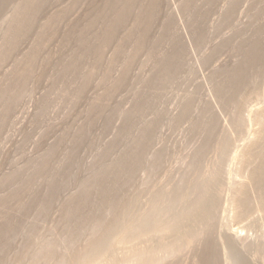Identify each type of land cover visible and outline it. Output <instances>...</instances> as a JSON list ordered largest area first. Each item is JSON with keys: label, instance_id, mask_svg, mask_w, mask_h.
<instances>
[{"label": "bare ground", "instance_id": "obj_1", "mask_svg": "<svg viewBox=\"0 0 264 264\" xmlns=\"http://www.w3.org/2000/svg\"><path fill=\"white\" fill-rule=\"evenodd\" d=\"M10 1L12 0H0V12ZM183 1L185 2L184 4L185 9L186 10L189 9L192 11L196 0H183ZM256 1L257 4H259V6L261 4L264 5V0H256ZM48 2L49 0H22L19 1V3L14 7V11L12 13L13 15H11V18H9V20H7L8 24L7 26H5L6 31H3L5 33V38H4L5 41L2 40V42H4L3 43L4 46L2 49H0V62L2 61L4 62V60H7L9 54L13 53V51H15V49L17 48V44L19 40L22 37L26 36L32 30V25L34 24L36 17L42 11V9L48 4ZM200 2L202 4L200 11L198 10L194 13H199L201 25H188V26L186 25L187 27L185 28L186 30L184 32V36L182 37L179 36L177 32H176L177 34L175 33V31L173 30L174 29L173 25H171L168 22L167 25L163 26L165 27L163 35L162 36L159 35L160 37H158V39L155 42H153L154 50L152 51V54L153 52L156 51L155 52L156 57L154 56L153 59L154 65H152L153 66L152 69H154V71H152L153 74L151 72L152 75H150L151 77L149 78V80L145 81L146 87L150 89V94L146 95L144 93L142 94L141 92L140 93L142 95L136 94V97L138 98H136L137 103H136L135 120L138 119V121H140L145 114L148 115L145 112L149 110H150V114L151 112H155L154 113L155 117H153L154 119L152 118V120L144 121L141 123L136 122L137 124H139L138 126H140L139 136L133 139L132 145L130 142H128V147L129 145H131L128 149L126 145L127 141L125 142L124 145L126 146L125 150L119 155L120 157L114 162L110 164H104L103 161L109 156L110 149H106V151H102L100 155H98L99 156L98 161L103 162V164L100 165L98 169H96L95 171L93 170L94 173L90 178L83 179L79 182V188H78L79 191H77L78 194L76 195L73 194L75 196L74 197L71 196V198L68 197L69 200L67 201L65 200L64 203L61 202L60 205L64 204V206L62 205L61 207L64 208L63 210H65L64 212L62 210V212L65 213L63 216L64 222L62 221V226L65 225L66 226L65 231L66 230L68 231L67 236L63 235L66 238L65 237L63 238V236L61 235L62 237L57 236V239L55 237L56 240L55 239L51 241L42 240L41 242H38L36 246L34 245L36 249L34 248V246L32 247L30 245L31 243H29L32 241L31 240L32 236L30 238L27 236L28 237V238L26 237L27 239L21 238L22 241L23 240L25 241V239L26 240L29 239L28 240L29 244L28 243H27L28 245L26 244L27 246L26 249L25 242H24V246H25L24 248L22 242L21 244L22 246L20 247V250L18 248L19 250L18 252L20 251L21 252L18 255L16 254L17 257L15 264H24L27 259H29V261L27 260L26 262H29V264H98L97 262L101 257L108 255L109 253H112L110 251L114 244H117V246L119 245V247L126 250V252L124 255L121 252L123 256L121 255L122 258H120L121 260L119 259L120 260L118 261L119 263L114 261L112 263L110 262L111 264H181L184 258L187 259V256L190 255V254L188 255L186 254L188 251L189 252L193 251L191 254L195 253L196 255V260L193 262V264L222 263V257H221L222 252L220 250V244L219 241L216 239V236H214L213 231L216 230V229L214 230V227L217 221V211L220 203L222 184H224V181H226L225 179L227 178L226 171L224 169L225 168L224 164H227L225 162L228 159L229 154L231 152L233 154V151L232 150L230 151V148L231 145L234 143L233 142L234 139H240L241 137L236 138V136L243 133V131L247 129L245 127L246 125L245 121L248 118L246 119L244 115V111H245L244 108L247 102H249L248 100L249 99L251 100L250 97L254 95H257L258 99H260L259 97L261 96L259 95H261L263 93L262 91L264 90L263 89L264 87L261 88L262 85H264V37H263L264 25L258 24L259 26H254L253 28H251V32H250L251 36L249 38L246 37L247 39H245L243 35L242 38L240 39L241 42L238 43V45H236V47L234 48V51L237 52L239 56H242V61L240 63L238 64L234 63L236 64V66H226V65L222 66L220 63L219 66L221 67L215 69L214 67H217L218 65L214 66L213 64L216 62L213 61H216L218 56L223 51H225L228 48L230 49V47L233 46L232 44L234 41L232 35L229 32L231 36L229 35L228 38H225L223 40L221 39L222 41L220 42H219L220 39L214 42L215 41L214 32L216 34L219 31L221 32V29H223L224 27H227L229 28V30L231 29V31H233L235 35L237 33L241 34L240 30H238L240 26L237 28L236 25L233 24V21L238 13L240 6H242L243 2H246V0H200ZM104 3L106 4L105 6L107 8V11L105 14L101 15L98 20H102L104 22L103 26L105 28L103 34L97 36L99 41L101 40L103 43H108L110 41H113L117 36V30L123 26L124 22L127 20V18H129V15L134 10L138 9L140 11V16H139L140 19L142 20L144 19L143 21L144 25H139V26L136 25L135 27H133L132 30H130L128 33L125 34V39H123V41L126 44L127 42L137 37L139 40L135 44L136 51H138L141 48H144L146 45L149 44L148 43L150 40L148 37L149 30L153 26V23L155 21L153 17L156 11L160 8L162 0H104ZM221 3L223 5L222 6L220 5L219 7L218 5ZM245 4L251 5V3H247V2ZM245 4L244 6L246 7L247 5ZM262 5L260 7L259 6L257 7H259L261 10L263 9L264 11V7ZM259 8L256 10L257 12L255 11L257 14L260 13ZM217 9L219 14L217 18L218 20L214 26L209 25L210 15L211 13H214ZM250 9H252V7ZM261 15L263 21L264 14ZM254 16L255 15H253V17ZM212 17H216V16H212ZM258 17L260 16H257L258 23L259 22L261 23ZM98 20H94V22L96 23ZM94 22H91V24L94 25ZM137 22H138V18H137ZM179 28H184V26L175 29H179ZM43 35L45 36V34H42V37ZM78 36L79 39L81 40V43L83 44L82 45L83 50L81 49L82 54L78 53L76 56L78 59H80L79 57L83 58L86 54L92 51L90 45H93V43L84 34H78ZM212 36L213 39L211 40ZM165 41H169V44H167V46L169 45L170 48L167 47L169 50L168 52L165 53V51L163 50L161 51L163 53H161L157 48H160L159 46L163 44V42L166 44ZM210 44H212L211 47ZM209 47L210 49L208 50ZM202 48L204 49V51L202 50ZM122 50H123L122 47H118L117 52H115V54L120 55L123 52ZM201 50L204 52V54L202 53V55H200L201 53H199L198 55L203 56L202 58L200 57L199 59L197 53L199 51L202 52ZM96 53L98 55L97 60L98 62H100L102 59V57L100 56L101 50L100 49L96 50ZM79 54L81 55L78 57ZM36 55L37 53H33L28 58H31L32 56H36ZM196 58L198 59L196 60ZM75 60L73 61L75 62ZM190 60H195L196 64L195 63L194 64L201 68L203 67L208 68L206 66L209 65L210 63H213L212 65L214 67L212 65H209V67L211 68L212 66L214 70H211L213 68L211 69L208 68L209 71L210 70L213 71L211 73L212 75L208 77L210 80L209 82L210 83L212 82L213 84V87L212 85L210 87L211 88L210 101L207 102L205 106L203 104L204 109L202 108L203 110H201L202 111L201 114L199 116H196V114H193L196 103L195 94L190 90L184 91L182 89L183 90L182 91L181 89H179V92L180 91L186 92L185 93L186 95L184 94L185 96L182 93H178V94H182V97L184 96L182 100L179 97H177L179 98V101L181 100L180 102L181 111L176 117L175 116L168 117L167 116L168 114L166 113L167 111H165V115L162 112L163 110H165V108L162 111H160L157 109V106H155V104L157 102H159V104L162 103V100L159 101V99H161L163 91H168L169 89L171 90L170 87L172 86V84L173 86L175 84L174 87H176L177 89L178 87L182 88L181 85H183L188 78L190 79L193 78L192 75L196 74L197 66L196 68L190 67L189 66ZM132 61L133 60L131 59L128 62L131 63ZM228 61H231V59H229ZM70 63L71 64H68V67L65 64L66 68L64 69V71L67 72L68 70H72L73 72L74 70V72H76L78 68L76 65L78 64L79 66V63L78 62H75L74 64H72V62ZM228 63L231 64V62H227V64ZM79 69L80 67L78 68V70ZM19 70L20 69H17L18 72L16 71L17 75L20 74ZM188 73L192 74L191 75L192 78L188 76ZM206 73H208V71ZM184 74H187L188 76L186 80L184 78L186 77V75ZM201 74L204 73L202 72ZM92 76L88 75L86 77V81L89 82L92 79L91 78ZM182 76H184L183 77L185 80L184 83ZM125 79L126 78L123 77L121 79L120 84H122ZM181 79L183 80L181 81L183 84L180 82ZM198 79L200 78L197 77L196 80L197 84H199L198 83L199 81H202V78L200 80ZM178 82H180L179 85L177 84ZM176 84L178 86H176ZM189 84L190 83H187V86ZM208 84L209 83H207L206 86H208ZM199 86L201 87V83L199 84ZM199 86L197 87L199 88ZM203 86L202 88L204 89L205 87ZM166 87L167 90H165ZM174 87H172L173 89L171 90L173 91V93H175V91L177 90L176 88L174 90ZM183 87L185 89V86ZM260 88L262 89L261 91L262 93L259 92ZM11 89L10 90L8 89L7 91L6 89H4L3 91L5 92L4 93L2 92L0 94V99L2 100V102L4 101L3 102L4 109H6V112H10L13 105L16 104L15 102L20 97L19 93H15L17 92L15 88L13 90ZM187 89H189V87ZM199 90H201V88H199ZM200 92L202 93L203 91L201 90ZM257 96H254L255 100L257 99L256 98ZM206 97L205 99L207 100ZM172 98H176V97H172ZM201 98H198L199 105ZM169 101L166 103L167 104L170 103ZM163 102L165 101L163 100ZM256 102H258V100ZM261 102L263 103V105ZM261 102L260 103L262 107L258 109L256 108L257 110H255L254 113V120L256 121L258 129L253 131L255 132V134L253 135V137L249 138L247 144H244V149L239 159L237 158L238 159L237 162L239 163L237 174L239 176L242 175L241 178L243 179L240 185H238L239 183L237 182L238 186L234 190V194H235L234 201L237 208V212L235 210L234 212L237 213L238 217H242V218L246 217L245 214L250 212L254 208V206H259L260 209L264 210V98L263 101ZM171 104L174 105L172 100H171ZM163 105L168 106L165 103ZM163 105L162 107H164ZM247 105L249 106V104ZM172 109L170 108L169 111H171ZM227 109L229 110L232 109V114L229 113L231 114V116L229 115L231 118L230 129L224 132H219V114L225 110L227 111ZM163 119L171 121L172 123L184 122V121L185 123L189 122L190 130L193 134H195V137L196 135L197 136L201 135L200 136L201 139L203 136L202 143H201L202 139L201 140L199 139L200 142H197L198 140L196 141L197 143H199L198 144L199 148L197 152L194 154V156L193 157L191 156L192 160L188 162V165L185 163L188 167L185 165L187 168H185V166L184 167L182 166L183 168L182 169L180 166L183 163L181 164L180 161L179 167L183 171L184 169H186V173L184 174L177 171L179 172V174H177L179 177L180 174H184L181 175L182 176L181 178L178 177L179 180L176 178L177 175L174 176L176 173H171L172 175L173 174L174 175L172 177L168 176L167 178L165 176L167 175L166 172L164 176H162L159 172L161 169H163L166 162V154L170 150L169 151H165L164 149L157 150L152 147L154 152L152 151H150L152 153L149 152L150 149L152 150L151 145L153 143L158 128L161 126V122L162 124L163 122H165L162 121ZM135 120H132L131 118H129V116L126 117V124H125L126 126L123 132H121L122 134L124 133L122 137L123 136L126 137L128 133L130 134L131 129L133 130ZM187 126L188 125H186L185 127ZM165 128L163 127V129ZM168 128H166V130ZM222 129L223 128H221V130ZM188 131L189 130H187V132ZM177 132H181V131L178 130ZM137 133L138 132L135 131V134ZM192 133L189 136L192 137ZM180 134L178 135L180 136ZM83 135H85V132L83 133ZM132 136H135L134 133ZM167 136L165 135V137ZM241 139L244 140V138ZM187 140H188L187 142L189 143V140L191 139H187ZM162 141L160 143L163 144V146L167 145L168 147L169 145H171L170 142L169 144H164L165 142L162 143ZM239 141L237 140V142ZM160 143H157L158 146H160ZM191 145H193V143ZM152 146L155 147L157 145L153 143ZM193 146L192 148H194ZM172 149L173 148L171 147V150ZM210 151L213 152L216 151L217 158L214 162H211V164L208 163L207 165V161L205 160V158L208 154L211 155L210 153L212 152ZM174 152L176 151L174 150L173 154H175ZM173 154L168 153V156L169 155L173 156ZM174 156L172 159L171 157H169L171 159L169 160L172 162L176 160ZM175 162L179 163V161L176 160L172 164H174ZM204 165L207 167H205ZM168 166L170 167L171 165ZM171 168L172 170L169 171L173 172V170L175 169H173V167ZM138 172H143V175L145 176V178H142V181L138 179V183L140 181L142 183L140 182V184L136 185V186L141 185V187L139 186L141 189L138 191L135 190V194H129L128 192L130 191L128 189L129 187H131L132 182L136 179L135 176L138 174ZM158 173H159V177H161V181L162 178L164 177L168 179L167 182L169 183L162 181L164 184L166 183L170 185L171 179L173 181V183L171 184H174L176 181L174 177L177 179V182L172 187L170 186L169 188L164 187L162 185H161L162 187H160V185L158 187L157 185L162 183L160 182L159 178L157 180L160 183L158 181H157L158 184L157 182L154 183V179H155L154 177L158 175ZM162 173L164 174V172ZM75 174L78 175L77 173ZM75 174H72L70 170L67 169L63 172V176H62L63 178L61 180L60 179L57 180L56 178L50 179L49 181L50 185L48 186L47 195L46 196L44 195V197L42 196V199L40 198V200L38 199L40 201L39 204H38L39 201L38 202L36 201L35 204H38L39 206L38 209H35V211H33L34 210L33 208L34 204H33V207L31 208L32 211L34 213L36 212L38 216H44L48 214L50 209L52 208V205L55 204L54 201L57 195L61 193L60 190L63 187L67 188L68 187L67 185L71 180L75 181V179L73 178L74 177L73 175ZM14 176L16 175L14 174ZM136 177H140V175ZM33 179L34 177H30L29 179H27L26 182L31 183ZM136 182L135 181L133 182L134 184L132 185L131 188L135 186ZM155 184L157 185L155 186ZM225 184L227 185V183ZM131 188L130 190L132 191L135 187L133 189ZM31 206L32 205L20 204L18 210L27 212L30 210ZM35 208H37V206ZM19 223L20 222L16 221L15 219H11L7 217L4 218V225L0 226V264H5L6 260L4 256L5 254L8 255L7 254L8 250L11 251L10 250L11 246L15 242L13 240L11 243V240L17 232V228H19L20 227L19 225H21ZM23 225L25 231L26 228L25 224ZM34 227L36 228V224ZM34 227L33 229L32 227H30L31 228L30 234L32 235H34L35 232L37 234V231L40 232L39 229L40 227L38 228L37 226L36 229H39L37 231L36 229H34ZM86 227L88 228V231L90 229V232L88 233L89 235L88 234L83 235V233L88 232L85 229ZM41 232L43 231L41 230ZM82 235L83 237L86 236V239L84 240L85 244L83 248L79 249L76 248L75 244L80 240V238H82ZM62 238L63 240L64 239L65 240L63 241ZM58 239L62 240L61 242L64 243L65 246L63 247L64 250L63 249L61 250L60 242ZM35 241H37V239H35ZM226 242L229 247L228 250L230 252V255L232 256L236 264H250L246 259V257L244 256V254L238 249L236 241L232 238V236H229V234L228 236H226ZM21 248H23L24 250L22 251ZM123 249H121V251L124 252ZM245 249L248 251L247 248ZM256 252L257 254L261 255L264 259V247L256 249ZM9 257L7 258H9L10 260L11 256Z\"/></svg>", "mask_w": 264, "mask_h": 264}, {"label": "rangeland", "instance_id": "obj_2", "mask_svg": "<svg viewBox=\"0 0 264 264\" xmlns=\"http://www.w3.org/2000/svg\"><path fill=\"white\" fill-rule=\"evenodd\" d=\"M19 1L22 0H12L8 2L4 7V9L1 11L2 13L0 12V49H2L4 46L3 44L4 42H2V40L5 41L4 39L5 33L3 31H6L5 26H7L8 24L7 20L11 18V15H13L12 13L14 11V7L19 3ZM182 1L183 0H162L160 8L156 11L153 17V19H155L153 26L149 30V36H148L150 39L148 42L149 44L147 43L148 45H146L144 48H141L138 51H136L135 44L139 40L137 37L127 42L126 44L124 43L123 39H125V34L128 33L130 30H132L133 27H135L136 25L137 26L144 25L143 24L144 19L143 20L140 19L139 17L140 11L138 9L134 10L129 15V18H127V20L124 22L123 26L117 30V36L113 41H110L108 43H103L101 40L100 41L98 40L97 36L103 34L105 28L103 26L104 22L102 20H98L99 17L105 14L107 11L104 0H79V1L49 0L48 4L42 9V11L36 17L34 24L32 25V30L26 36L22 37L19 40L17 44V48L15 49V51H13V53L9 54L7 60H4V62L3 61L0 62V64L3 63L2 65H0V94L2 92L3 93L5 92L3 91L4 89H6L7 91L8 89L10 90L12 87H14L15 90H17V92L15 93H19L20 95L19 99L17 100L18 102L17 101L15 102L16 104L13 105L10 112H6V109H4V103H3L4 101L2 102V100L0 99L1 100L0 101V127H1L0 128V226L4 225V218L7 217L11 219H15L16 221L20 222L19 224H21L19 225L20 227L18 226L19 228H17V232L11 240V243L13 240L15 241L12 244L11 249L9 247L11 251L9 250L7 251L8 252L7 254L11 256V259L9 260L10 257L6 254H5L6 257L4 256L6 260L5 264H15L16 257L21 252V251L18 252L20 250V247L22 246L21 244L23 242V248H24L26 244L29 242L28 241L29 239L26 240L28 237L30 238L32 236L31 239L32 241L29 243H31L30 245L33 247L34 245L36 246L38 242H41L42 240L51 241L55 239V237L57 239V236L59 237H62L63 235L67 236L68 231L67 230H66L67 232L65 231L66 226L65 225L62 226L63 216L65 214L63 212L65 210H63L64 208L61 207L62 205L64 206V204L60 205L61 202L64 203V201L69 200L71 196L74 197L76 194H78L77 191H79L78 190L79 182L83 179L90 178L93 175L94 171L98 169V167L102 165L103 162L104 164H110L115 160H117L120 157L119 155L126 148V146H124L126 141H127L126 144L127 149L132 145L133 139L139 136L140 126H138L139 124L137 123L152 120V118L155 117L154 114L155 112H151V114L154 115L152 116L149 110L145 113H147L150 116L145 114L140 121H138V119L135 120L136 103H137L136 98H138L136 97V94L138 95L141 93L142 94L144 93L146 95L150 94V89L146 87L145 81L149 80V78L151 77L150 75L153 74L152 71H154V69H152L153 68L152 65H154L153 59L154 56L156 57V53H155L156 51L153 52L152 54V51L154 50L153 42H155L158 39V37L163 35L165 29V27L163 26L167 25L168 22L171 25H173L174 27L173 30L175 31V33L177 32L179 36L182 37L184 36V32L186 30L185 28L188 25H201L199 13H194L198 10L200 11V8L202 7L200 0L195 1L192 11L189 9L186 10L184 7L185 2ZM246 2L251 3V5L245 4ZM246 2H243V5L240 6L238 13L233 21V24L236 25L237 28L240 26L238 30H240L241 34L237 33L235 35L234 32L231 31V29L229 30V28L227 27H224L223 29H221V32L219 31L216 34L214 32L215 35L214 42L218 41L219 39L220 42L223 39L228 38L230 34L232 35L234 41L232 44L233 46H231L230 49L228 48L225 51H223L218 56L216 61H213L218 64L216 63L209 64V65L213 64L214 66L218 65L217 67H214L212 65L215 69L221 67L219 66L220 63L222 66L224 65L236 66V64L234 63L237 64L240 63L242 61V56H239V54L234 51V48L236 47V45H238V43L241 42L240 39L242 38L243 35L245 39L251 36L250 33L251 28H253L254 26H259L260 24L264 25L263 23L264 19L262 21V15H261L264 14V11L263 9L261 10L259 8L262 4L259 6L256 0H246ZM244 4L247 6L245 7ZM220 5L222 6L223 4L221 3L218 6L220 7ZM262 6L264 7V5ZM251 7L253 11L252 9H250ZM258 8L260 9V13H258L259 15L256 13L257 12L256 10ZM256 14L257 16L261 17V18L258 17L261 23L260 22L258 23ZM253 15L255 16L253 17ZM212 16H216V17H212ZM218 16L219 14L217 9L214 13H211L210 15L209 25L214 26L218 20L217 19ZM137 18H138V22H137ZM245 18L247 19V21ZM212 19L215 21H213ZM94 20H98V21L95 23ZM244 21L248 24H246ZM91 22H94V25H92ZM182 26H184V28L175 29ZM180 29L182 33L180 32ZM42 34H45L46 37L44 35L42 37ZM78 34L86 35L87 38L93 43V45H90L92 51L86 54L83 58L79 57L82 54L81 51L83 50L82 49L83 44L81 43ZM213 36L211 40L213 39ZM165 42L166 44L163 42L164 45L161 44L162 46L160 45L159 46L160 48H157L160 52L163 50L165 51V53L169 51L168 48H170V46L169 45L167 46V44H169V41H165ZM211 46L212 44H210V47ZM118 47H122L123 49L122 50L123 52L120 55L115 54V52H117ZM210 47L208 48V50L210 49ZM98 49L101 50L100 56L102 57V59L100 62H98L97 60L98 55L96 53V50ZM202 50L204 51L203 48ZM203 51L202 52L199 51L197 53L199 59L200 57L201 58L203 57L200 56L202 55V53L204 54ZM33 53H37V55L28 58ZM78 53H81L78 55L80 59L76 57ZM199 53L201 54L198 55ZM131 59L133 61L131 63L128 62ZM197 59L198 58H196V60ZM229 59H231V61H228ZM73 60L79 63V66L77 63L76 66L78 68L80 67V69L78 70L77 68L76 72H74V70L73 72L72 70H68L67 72L64 71L66 65L68 67V64H71L70 62H72V64L75 63ZM190 61H189L190 64L189 66L192 68H196L197 66L195 65L196 61L195 60H190ZM227 62H231V64L230 63L227 64ZM209 65H207L206 67L210 68ZM212 66L211 68H213ZM208 68H204V67L201 68L197 66L196 74L194 72L196 77L195 75L188 73V76L191 77L192 75L194 79L191 77L192 79L188 78L186 80L188 76L187 74H184L186 75V77L182 76V79L184 80L185 78L186 82L188 81L187 83H190L188 86L185 80L183 81L182 79L180 80V82L183 81V83L184 82L186 83L183 84L181 82L183 84L181 85L182 88L178 87L177 89L176 87H174L175 84L174 86L173 84L171 87L169 86L171 90L173 89L172 87H174V90L176 88L178 92L176 90L175 93H173V91H171L169 88L168 89L170 91L169 90L163 91L162 93L163 97L161 96V99H159V101L162 100V103L163 104L165 103L168 106H164L162 103L159 104V102H157L155 104V106H157V109L162 111L165 108V110L162 111L164 115H165V111H167L166 113L168 114L167 115L168 117L169 116L176 117L181 111L180 102L186 95L185 94L186 92H181V91L179 92V89L181 90L183 89L184 91L190 90L195 94V99H196L195 109L193 111V114L199 116L202 112L201 110L204 109L205 104L209 102L211 98L210 87L211 85L213 87V84L212 82L211 83L209 82L210 80L208 77L212 75L211 73L213 71L211 70H214V68L213 69L210 68L211 69L210 71ZM17 69H20L19 70L20 74L18 73L19 75L16 74L18 72ZM207 71L208 73H206ZM202 72L204 74H201ZM88 75L92 76L91 77L92 79L89 82L86 81V77ZM123 77H125L126 79L122 84H120L121 79ZM197 77L200 79L202 78L204 86L202 84V81L198 82L199 84L201 83V87L199 86V84H197L196 82ZM204 81L207 82L205 83ZM180 82H178L177 84L179 85ZM207 83H209L208 84V86L210 85L209 87L206 86ZM177 84L176 86H178ZM190 85L194 87V90L193 87H191ZM183 86H185V89ZM197 86L201 88V90L203 91L202 93L200 92L201 90H199ZM202 86L205 88L203 89ZM188 87L189 89H187ZM263 87L264 85H262L261 88ZM14 88H12L11 90H13ZM261 88L259 92L260 93L263 92L262 93L263 95L261 94L259 96H261L262 98L259 97L260 99H258V96L254 95L257 96L256 97L257 99L255 100L254 99L255 97L251 96L250 97L251 100L249 99L248 100L249 102H247L249 106L246 104L244 108L245 110L244 115L246 119L248 118L247 119L248 121L245 119L246 120L245 124L247 126L244 124L247 129L244 128L246 131L244 130L245 132L243 131V133H241L242 135L244 134L243 137L241 134L236 136V138L241 137L244 138V140L241 138L234 139L233 141L234 145L232 144L230 148V151L232 150L233 154L231 152L228 156V159L225 162L228 165L224 164L225 167L224 169L226 171L227 178L225 179L226 181H224V184H222L220 203L217 211V221L214 227V230L215 229L216 230L213 231L214 236H216V239L219 241L220 250L222 252L221 264H236L228 250L229 247L226 242V236H228V234L229 236H232V238L236 241L238 249L244 254V256L246 257V259L250 264H264L263 257L257 254L256 252V249L264 247V216H263L264 210L260 209L259 206H254V208L250 212L245 214L246 217L244 216H243L244 218L238 217L236 213L237 208L234 201L235 200L234 190L238 185H240L243 179L241 178L242 175L239 176L237 174L238 164H239L237 161L244 149V144H247L249 138L253 137V135L255 134V132L253 131L258 129L256 121L254 120V113L255 110L262 107L261 101H263L264 98V90L262 91ZM165 90H167V87ZM178 93H182L183 95L184 94L185 95L182 97V94H178ZM200 96L201 97L204 96V97L201 98ZM172 97H176V98H172ZM177 97H179L181 100L179 101V98ZM205 97L207 98V100L205 99ZM198 98H201L200 105L198 104L199 103ZM163 100L165 102H163ZM171 100L176 107L171 104ZM257 100L258 102H256ZM168 101L170 103L167 104L166 102ZM159 105L161 106L162 109L160 108ZM162 105L164 107H162ZM170 108L173 109L169 111ZM225 111L219 114V132L227 131L230 129L231 126L230 116L232 114V109L230 110L227 109V111L226 112ZM127 116H129V118H131L132 120H135L133 130L131 129L132 135L134 133L135 136H132L130 132V134L128 133L126 137L124 136L122 137L124 133L122 134L121 132H123L126 126L125 124H126ZM162 121L165 122H163V124L161 122L162 127L160 126L158 128L155 138L153 140V143L157 146L155 147L152 146L153 145L152 143L151 148L153 147L157 150L164 149L165 151H169V150L170 151L167 152L165 165L163 169H161L159 172L162 176H164L166 172L167 175L165 176L167 178L168 176L172 177L174 175V174L172 175L171 173H176L174 176L179 174V172L185 174L186 169H184L185 171L184 172L182 170L183 169L182 166L184 167L186 164L188 165V162L192 160V157L197 152L199 148L198 147L199 143L197 142H200L199 139L201 135L199 136L196 135L195 137V134H193L190 130L189 122L185 123L184 121V122L172 123L171 121L164 119ZM185 124L188 126L185 127L186 126ZM163 125L165 126L167 125L166 128H168V126L169 128L166 130L165 126ZM163 127L165 129H163ZM220 127L223 128L222 129L223 131L221 130ZM186 129L189 130L190 132L189 131L187 132ZM134 130L138 133L135 134ZM178 130H180L181 132H177ZM84 132L85 135H83ZM176 133L177 135L180 133L181 134L180 136L178 135L177 137ZM191 133L193 139L191 136H189L191 135ZM165 135L168 136L165 137ZM183 135L184 137L186 136L185 139ZM244 136L245 137L247 136L248 138L246 137L245 139ZM122 139L125 141H123ZM187 139H191L189 140L190 145L187 142L188 141ZM237 140L240 141L237 142ZM161 141L162 143L165 142L164 144H169L170 142L172 146L171 145H169L168 147L167 145L163 146V144L160 143ZM202 141L203 139L201 140V143ZM128 142L131 143L129 147H128ZM157 143H160V146H158ZM192 143L193 145L196 144L197 146L191 145ZM170 146L173 148L172 150ZM192 146L194 148H192ZM153 148L152 150L150 149L149 152L150 151L154 152ZM106 149H110L109 156L103 162H99L98 155H100L102 151H106ZM174 150L176 151L174 152L176 155L173 154ZM210 152H212L213 155L212 153H210L211 155L208 154L206 156L205 160L207 161V165L208 163L211 164V162H214L217 158L216 151L214 152L210 151ZM168 153L169 154L172 153L173 156L175 155L174 157L176 158L177 161H179V163L175 162L174 164H172L176 160H174L175 159L174 158L173 162L170 161L173 158V156L172 155L168 156ZM169 157H171V159ZM180 161L181 164L183 163L181 166H180ZM168 165L171 166L169 167ZM186 166L185 168L188 167ZM171 167L175 169L173 170V172L169 171L172 170ZM67 169H69L72 174L75 173L78 174V175L76 174L73 175L75 181L71 180L67 185L68 186L67 188L63 187L60 190L61 193L59 192L60 194L57 195L54 201L55 204L52 205V208L50 209L48 214L44 216H38V214H36V212L34 213L33 211H35V209H38L40 198L42 199V196L44 197V195L45 196L47 195L48 186L50 185L49 182L50 179L56 178L57 180L59 179L61 180L63 178L62 177L63 172ZM162 172H164V174ZM14 174L16 176H14ZM184 174H180V177L177 175L176 178L179 180V178L182 177L181 175ZM138 175H140V177H136ZM136 176H135L136 179L134 178L135 179L134 181L136 182L137 180V182L135 183V186H133V188L135 187L136 189L131 188L132 185L134 184L133 181L131 187H129L128 189L131 192V193L128 192L129 194H135V190L138 191L141 189L140 188L141 185H139L140 187L136 185L140 184L142 178H145V176L143 175V172H138ZM156 176L154 177L156 179V181L154 179V183L158 181L157 180L158 178L160 179V182L163 181L169 183L167 182L168 179L166 177L162 178L161 181V177H159V173ZM30 177H34V179L31 183H27L26 181ZM176 178L174 177L176 181L173 179L175 183L177 182ZM138 179L141 180L139 183H138ZM171 181H170V185L166 183L164 184L163 182L161 184H158L159 182L158 181L157 182L158 185L155 184V186L157 185L159 187L160 185V187L164 186L169 188L170 186L172 187L175 184V183L171 184L173 183V181L172 182ZM237 182L239 183L238 185ZM225 183H227V185ZM130 188L133 190L131 191ZM36 201L37 202L39 201L38 204H35ZM20 204L22 205L26 204L32 206L30 207L29 211L24 212L22 210H18ZM35 205L37 206V208H35L36 207ZM32 207L34 208L33 211L31 209ZM234 210L236 212H234ZM34 223L36 224V228L37 226L38 228L40 227L39 228L40 232L37 231L39 229H36L34 227L35 226ZM23 224H25V227L27 228V230L25 228V231L23 228L24 226ZM30 227H32V229L33 227L34 229H36L37 234L35 232L34 233L35 236L30 234V230H31ZM85 229L88 231L87 227ZM41 230L43 232H41ZM89 232L90 229L87 233H83V235H87ZM83 235L82 238H80V240L75 244L76 248L79 249L83 248L85 244L84 240L86 239V236L83 237ZM64 237L65 236H63V238ZM21 238L23 239L26 238V239L25 241L24 240L22 241ZM35 239H37V241H35ZM62 240H59L61 250L63 249V247H65L64 243L61 242ZM24 242H25V246H24ZM114 245L110 251L112 253H109L108 255L101 257L97 262L98 264H111L114 261L118 262L121 260L120 258H122V256L125 254L126 250L120 248L119 245L117 246V244ZM116 247L119 248L117 249ZM23 248H21L22 251L24 250ZM245 248H247L248 251ZM121 249H123L124 252L121 251ZM121 252L123 253V255ZM192 252L193 251L190 252L188 251L186 253L187 255L188 254L190 255H188L189 257L187 256L188 260L184 258L182 262L183 264L186 263L193 264V262L196 260V255L195 253H193L194 255L191 254ZM9 253L12 254L10 255ZM27 260L29 261V259ZM26 261L24 264H29V262Z\"/></svg>", "mask_w": 264, "mask_h": 264}]
</instances>
